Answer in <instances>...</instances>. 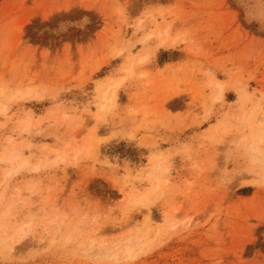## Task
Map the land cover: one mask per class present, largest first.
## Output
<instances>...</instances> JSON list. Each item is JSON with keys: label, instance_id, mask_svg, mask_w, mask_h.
Instances as JSON below:
<instances>
[{"label": "rangeland", "instance_id": "1", "mask_svg": "<svg viewBox=\"0 0 264 264\" xmlns=\"http://www.w3.org/2000/svg\"><path fill=\"white\" fill-rule=\"evenodd\" d=\"M0 264H264V0H0Z\"/></svg>", "mask_w": 264, "mask_h": 264}, {"label": "bare ground", "instance_id": "2", "mask_svg": "<svg viewBox=\"0 0 264 264\" xmlns=\"http://www.w3.org/2000/svg\"><path fill=\"white\" fill-rule=\"evenodd\" d=\"M254 149H256V147ZM125 251H126L128 256H131V253H132L133 250H132V248H126Z\"/></svg>", "mask_w": 264, "mask_h": 264}, {"label": "crops", "instance_id": "3", "mask_svg": "<svg viewBox=\"0 0 264 264\" xmlns=\"http://www.w3.org/2000/svg\"><path fill=\"white\" fill-rule=\"evenodd\" d=\"M173 62V61H172Z\"/></svg>", "mask_w": 264, "mask_h": 264}]
</instances>
